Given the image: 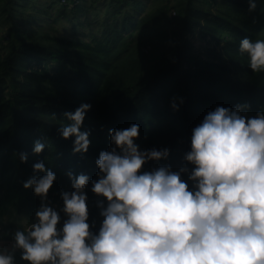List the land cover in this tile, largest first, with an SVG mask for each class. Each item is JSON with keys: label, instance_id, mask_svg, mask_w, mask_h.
Wrapping results in <instances>:
<instances>
[{"label": "trees", "instance_id": "obj_1", "mask_svg": "<svg viewBox=\"0 0 264 264\" xmlns=\"http://www.w3.org/2000/svg\"><path fill=\"white\" fill-rule=\"evenodd\" d=\"M89 1L0 0V243L35 221L41 199L23 187L36 174L34 163L56 174L51 206L73 190L69 172L89 176V223L98 232V200L107 201L92 192L91 181L98 179L100 152L111 147L109 129L139 124L141 150L169 149L144 170L177 171L188 163L192 130L208 111L264 110V73L253 72L239 50L245 37L264 38V0L251 11L249 0H103L101 9L100 0ZM62 20L67 36L56 26ZM85 102L91 109L81 131L89 132L90 145L74 153L75 137L64 138L60 129L70 123L64 113ZM37 140L45 144L39 154Z\"/></svg>", "mask_w": 264, "mask_h": 264}, {"label": "clouds", "instance_id": "obj_2", "mask_svg": "<svg viewBox=\"0 0 264 264\" xmlns=\"http://www.w3.org/2000/svg\"><path fill=\"white\" fill-rule=\"evenodd\" d=\"M256 6L249 0L250 11ZM239 50L253 72L264 73V38L245 37ZM241 108L208 111L192 130L188 163L177 171L171 165L144 170L169 149L141 150L139 124L109 129L111 147L100 152L98 179L91 181L92 192L107 201L98 200V232L89 223V176L68 173L73 190L61 192V225L60 211L48 203L56 174L43 161L34 163L36 174L23 187L41 205L35 221L14 232L11 249L0 243V264H17V250L28 264H264V110L250 116ZM90 109L85 102L64 113L70 123L60 131L75 137L74 153L88 151L89 132L81 125ZM44 148L37 140L33 152Z\"/></svg>", "mask_w": 264, "mask_h": 264}, {"label": "rangeland", "instance_id": "obj_3", "mask_svg": "<svg viewBox=\"0 0 264 264\" xmlns=\"http://www.w3.org/2000/svg\"><path fill=\"white\" fill-rule=\"evenodd\" d=\"M51 1L52 0H36V4H45V5H48V4H50L51 3ZM88 2H90L89 0H87ZM62 4L64 5V3L61 1V2H58V3H56L55 4V6H54V9H56V8H59L60 6H62ZM103 4V0H100L99 1V3H98V8L99 9H101V5ZM72 6L70 5L69 6V8H71ZM52 13H54V11H52ZM173 16V15H172ZM59 24H56V26H57V28H59L60 30H61V32L62 33H64V35H68V34H70V30L68 29V23L65 21V20H62V22H58ZM67 27H66V26ZM63 26H65V28H63ZM195 41H194V43L195 44H197L196 45V48H197V51H199V52H201V51H203L204 50V48H205V43L204 42H202L201 40H199V39H194ZM189 184H191V182L189 181ZM65 191H70L69 189H65ZM52 206L54 207V208H56L58 211H60V214H61V217H62V220H61V224L63 223V219H66V216L64 215V213L61 211L62 210V208H63V203L62 204H60V203H57V202H53L52 203ZM23 223V225H24V222H22ZM27 227V226H26ZM28 228V227H27ZM2 244H3V246L5 247V248H8V249H11V247H12V245H13V243H14V241H11V242H1ZM15 258H16V262L18 263V264H23V262H25L24 260H22L21 258H20V250H17L16 252H15Z\"/></svg>", "mask_w": 264, "mask_h": 264}, {"label": "built area", "instance_id": "obj_4", "mask_svg": "<svg viewBox=\"0 0 264 264\" xmlns=\"http://www.w3.org/2000/svg\"><path fill=\"white\" fill-rule=\"evenodd\" d=\"M26 263H28L27 261H25Z\"/></svg>", "mask_w": 264, "mask_h": 264}]
</instances>
